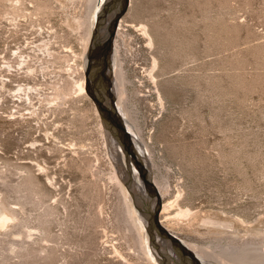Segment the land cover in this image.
<instances>
[{
	"label": "rangeland",
	"instance_id": "1",
	"mask_svg": "<svg viewBox=\"0 0 264 264\" xmlns=\"http://www.w3.org/2000/svg\"><path fill=\"white\" fill-rule=\"evenodd\" d=\"M15 1L0 0V203L14 218L0 229V264H155L100 114L79 90L102 8ZM122 19L124 99L152 178L167 184L163 207L193 214L166 228L214 254L231 238L264 243V0H131ZM18 84L38 85L31 103L13 97Z\"/></svg>",
	"mask_w": 264,
	"mask_h": 264
},
{
	"label": "bare ground",
	"instance_id": "2",
	"mask_svg": "<svg viewBox=\"0 0 264 264\" xmlns=\"http://www.w3.org/2000/svg\"><path fill=\"white\" fill-rule=\"evenodd\" d=\"M9 1H12V0H9ZM96 1H97V4H96ZM107 1L108 0H90V3H89L90 8L93 7L90 10L91 11L90 16L93 15V13L95 12V9H96V7L94 6L95 4L98 5V7L102 8L103 5H105V3ZM21 3H22V1H21ZM130 3H131V1H130ZM30 4H31V2H30ZM47 7H49V6H47ZM100 8H99V10H100ZM41 9H40V12L43 11V9L42 10ZM44 10H45V8H44ZM22 13H24V12H22ZM97 13L98 12L96 11L95 17L93 18V20L91 22L92 31H90L87 35L88 36V39L86 40L87 42L90 41L91 36L94 34V32L96 33V31L98 29L97 28L98 23L96 24V21H97V17H99L100 14L97 15ZM16 15H18V14H16ZM122 23H123V19L120 21L119 28L117 31V35L118 34L120 35ZM146 30H147V28H146ZM116 38H117V36H116ZM116 38H115V42H114V49L112 52L111 68H110L111 69L110 75L112 78V83H111L112 84V91H111V93L114 90V94L112 97L116 101V94L117 93L119 94L118 100L116 102V111H118L117 113L120 114V117L122 118L123 123L126 125V128H127L128 132L130 133V137L132 138V141L136 147L135 151H136V153L140 154V161H142V163L146 166V168H148L149 172L152 175L151 162H149L150 160H152V155H151V152H150V149L148 148V146H146V149H144L143 145H141V143H140L141 140L144 142V139L142 136L140 122L137 118L138 116H136L135 111L129 107V105L127 103L128 100L126 101L124 99V95L126 93L124 90V86L126 85L125 84V76H124V73L122 71L123 70L122 65L120 63V60H121L120 55L121 54H120V50H119V46H118V41L116 40ZM88 45L85 49L86 53H87ZM90 54H91V52L89 49V54H88L89 58H90ZM21 55H20V57H21ZM114 57H115V59H114ZM10 61L11 60H9V62ZM11 63H12V61H11ZM4 65L10 66V64H8L7 62L6 63L4 62ZM13 66L14 65H12V67ZM13 68H12V70H13ZM82 71L83 72H82L81 82L79 84V90L84 94V96L88 97V94L86 92V88H90L92 91L95 90V92H98L101 89H103V87L100 85V83L91 76L89 77L88 83L86 84L85 67H83ZM3 79H4V77H3ZM113 83H114V87H113ZM116 83L118 85V90H117L118 92L117 93H116ZM2 84H3V87H5L4 81L2 82ZM29 85L25 86L22 84H18V86H17L18 89H17L16 95H14L13 97L21 98L23 95H25L28 98V101L31 103V101H33V100L31 99L30 92L32 90H37L36 87H38V85H36V87L29 86ZM31 93H33V92H31ZM13 114L11 115V119L16 120V117ZM37 117H38V115H37ZM23 119L25 120V117H23ZM103 131H102V134L104 135V133H105V135L107 137L106 141L108 139L110 142V144H108V145H109L110 152L113 153V160H114V156L117 157V162H118L119 167L121 168L120 169L121 173L126 175L128 178V172H131L130 173L131 177H133L134 182H135L133 184L134 191L136 193H140V191L142 190V193H144L143 183L139 178L138 171H137L135 165L130 166V163H131L130 155L125 153V151H123L121 153L120 152L121 149H119L118 145L116 144L114 137H112L111 134L109 132H107L106 129L104 132ZM47 134H48V132H47ZM32 144H34V143H32ZM34 146H36V145H34ZM40 169L44 170V168H42V166ZM132 169L134 170V172L132 171ZM42 172H44V171H42ZM114 174H115V172H114ZM114 176H116V175H114ZM116 178L118 180L117 176H116ZM159 179L158 178L156 179V177H155L153 179V182H154L155 186L157 187V189L161 195L162 201H163L167 184L159 181ZM119 183H120V181H119ZM124 189H126V188H124ZM124 192H125V195H127V202H128L127 204H129V210L130 211L132 210L131 213L133 214V217L135 218V224L137 225L140 232L142 233V237H141L140 241H141V244L143 245V248H144L146 254L149 256L150 261L154 262L155 264H161V261L159 259L160 254L158 253V251L156 249H155L156 251L153 249V246L150 242V237L147 233V221L144 219L143 215L138 210V208L136 206V200L134 199L133 195L131 193H129L130 192L129 189L124 191ZM137 202L140 204L139 201H137ZM155 203L156 202H154L153 205H155ZM162 204H163V202H162ZM174 207H175L174 205H170V204L166 205L165 207L162 206L163 209L161 212L160 220L165 227H166V222L173 221L174 219H177V218L191 217L193 215L191 213L192 210H190V208L182 209L181 206H178L177 212L173 214V211L176 210V209H174ZM10 212L11 211H9L8 208L5 205H3L1 202L0 203V229L5 228L14 219L13 215H12L13 213H10ZM241 222L243 225L244 224L246 225L245 220H241ZM207 223L209 225L213 226L214 228H217L220 230L221 229H224L226 231L237 230L236 224L233 222H230V221L221 222V221H217V220H209ZM168 229H170V228H168ZM169 231H171V230H169ZM155 238H156L155 239L156 241H158L159 243L161 242L159 236H157ZM260 239H262L264 242V238H260ZM260 239H258V241H260ZM255 240H256L255 238L238 239V240H237V238L236 239L231 238L228 242H226L227 244L225 246H223L221 244V242H219V244L217 246L220 247V250L223 252V253L221 252L220 254H214L212 251H209L208 248L199 247V246H197V244H192V243L184 242V241H182V242L197 256V258L203 264H264V254H263L264 253V243H256ZM218 241H220V240H217V242ZM163 251H167V250L163 249ZM169 251L171 252V248H169Z\"/></svg>",
	"mask_w": 264,
	"mask_h": 264
},
{
	"label": "water",
	"instance_id": "3",
	"mask_svg": "<svg viewBox=\"0 0 264 264\" xmlns=\"http://www.w3.org/2000/svg\"><path fill=\"white\" fill-rule=\"evenodd\" d=\"M131 0H108L101 9L96 24L98 29L94 34L90 45V58L87 70V83L89 77L96 79L103 87L98 92L86 88L88 95L94 101L97 111L102 119L107 132L114 137L120 152L125 151L130 155V166L135 165L140 180L143 183L145 195L136 193L133 189L134 179L128 172L126 185L136 200V206L147 221V233L153 249L160 254L161 264H203L197 256L182 242L180 237L169 231L161 222L162 198L153 182L148 168L140 161V154L136 153V147L130 137L126 125L120 114L116 111V101L111 95L112 78L111 58L114 49V41L117 36L120 21L128 12ZM134 172V170L132 169ZM139 201L140 204L137 202ZM155 203V205H153ZM159 236L161 242L156 241ZM171 248V252L169 251ZM166 249L167 251H163Z\"/></svg>",
	"mask_w": 264,
	"mask_h": 264
},
{
	"label": "flooded vegetation",
	"instance_id": "4",
	"mask_svg": "<svg viewBox=\"0 0 264 264\" xmlns=\"http://www.w3.org/2000/svg\"><path fill=\"white\" fill-rule=\"evenodd\" d=\"M113 94H114V90H113V92L111 93V95L113 96ZM140 193H142V190L140 191Z\"/></svg>",
	"mask_w": 264,
	"mask_h": 264
}]
</instances>
